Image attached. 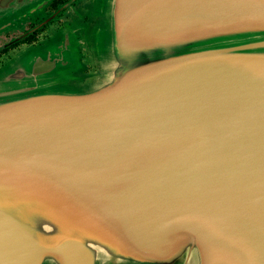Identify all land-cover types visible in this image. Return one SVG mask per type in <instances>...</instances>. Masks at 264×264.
<instances>
[{
    "label": "water",
    "instance_id": "95a60500",
    "mask_svg": "<svg viewBox=\"0 0 264 264\" xmlns=\"http://www.w3.org/2000/svg\"><path fill=\"white\" fill-rule=\"evenodd\" d=\"M92 1L0 64V264H264V0Z\"/></svg>",
    "mask_w": 264,
    "mask_h": 264
},
{
    "label": "flooded vegetation",
    "instance_id": "af4514ba",
    "mask_svg": "<svg viewBox=\"0 0 264 264\" xmlns=\"http://www.w3.org/2000/svg\"><path fill=\"white\" fill-rule=\"evenodd\" d=\"M92 0H3L0 5V64L24 46H37L78 15L88 26Z\"/></svg>",
    "mask_w": 264,
    "mask_h": 264
},
{
    "label": "rangeland",
    "instance_id": "374dc122",
    "mask_svg": "<svg viewBox=\"0 0 264 264\" xmlns=\"http://www.w3.org/2000/svg\"><path fill=\"white\" fill-rule=\"evenodd\" d=\"M74 26H83V24L81 23V20H80V18L78 17V15H76L75 17H74ZM52 37V36H51ZM50 37V38H51ZM50 38H48V39H50ZM47 39H44L43 41H46ZM42 41V42H43ZM42 44V43H41ZM76 54L78 55V54H81V51H80V53H78L77 52V50H76ZM18 56L19 55V52L17 51V52H15V53H12V55H11V57H7L6 59H5V61L4 62H2V63H5V62H7L8 60H12V59H14L15 58V56ZM1 63V64H2Z\"/></svg>",
    "mask_w": 264,
    "mask_h": 264
}]
</instances>
